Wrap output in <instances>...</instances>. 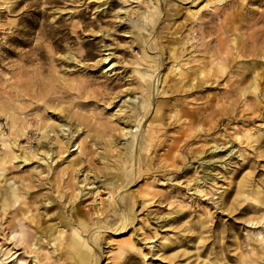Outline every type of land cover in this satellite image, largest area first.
Instances as JSON below:
<instances>
[{
	"label": "rangeland",
	"instance_id": "rangeland-1",
	"mask_svg": "<svg viewBox=\"0 0 264 264\" xmlns=\"http://www.w3.org/2000/svg\"><path fill=\"white\" fill-rule=\"evenodd\" d=\"M192 1L176 2L171 7H166L162 0L163 15L167 8L177 9L178 16L164 22L162 16L157 28L165 31L155 35L157 49L163 50V58H169L168 64L160 69L161 75L163 72L173 75L169 67L172 66L176 52L209 56L214 48L219 49L222 60L227 63L228 73L226 71L219 86H213L212 89L203 91L195 89L188 92L189 95L182 91L175 92L172 96V101L193 99V103L198 102L204 111L207 108L206 115L198 116L192 123L190 119L185 121L183 116H174V112L168 106L167 116L156 122L163 133L154 148L158 152L140 150L139 144L135 146L136 158L141 157L142 169L148 167L153 155L158 158L153 168L145 170L139 180L127 186L126 192L137 193L150 182L159 195L152 203L143 207L142 211L141 197L137 201L141 206L138 207V216L133 225L128 227L125 234L119 236L113 235L111 230L104 231L106 237L102 243L108 250L109 245L116 248L120 240L128 239L130 235L135 234L141 239L153 235L155 241L144 246L148 250L149 246L157 244L155 246L157 253L155 255L150 253L151 257L147 259L138 258L141 264H247V260L251 258L257 259V264H264V254L261 257L263 250L260 243L255 240L264 236L262 201L264 194L261 200L257 201L255 197L258 194L254 191L255 188L264 191V100L259 103L255 95L247 93L245 97L251 106L250 108L242 106L241 98L235 89L238 86H248L256 78L259 91L264 93V0H222L217 3H213L217 0ZM14 2L7 4L0 0V101L7 102L11 93L15 89H22L25 83L32 91L34 88L42 90L49 87L56 91L61 88V81L64 79L73 81L76 86L82 82L83 86L79 90L82 96L77 97L74 94L73 96L75 103L89 104L87 108L83 106L85 107L83 115L92 122L107 121L117 126V118L112 116V113L120 108L121 102L117 98L108 107L107 98L115 92L122 91L123 98L137 97V101L141 99L135 69L142 67L145 69L146 63L143 61L142 48L134 42L135 37L128 29L135 23V19L139 18L141 11L146 10L147 1L14 0ZM205 3H209L208 6L203 7L200 13L195 15V10ZM128 16L133 20H127L125 17ZM33 21H37V24L31 35L34 37L32 43L28 45L24 41H19L16 46L18 52H12V37L21 35L22 30L30 28ZM234 32L238 34L237 43L232 41ZM202 42L204 43L201 44ZM58 45L64 49H58ZM36 46L45 49L47 55L41 57ZM24 50H30L31 56L19 53ZM69 51L74 54L76 61L69 59L63 61V56ZM107 54L110 57L106 63H103L104 61L98 63ZM65 62L71 63V66L65 65ZM52 73L58 78L55 82L52 80ZM100 84L102 86H99ZM228 84H232L233 87L227 86ZM229 89L230 97L221 99L220 94ZM127 91L129 95H126ZM156 92L157 90L155 94ZM216 93L217 98L214 97ZM57 95L64 94L58 92ZM255 106L257 108L253 110ZM90 108L95 109L94 112L87 113ZM151 117L150 115L146 118L142 125L143 130ZM27 119L31 120L34 126L30 128L29 136L23 138L22 144L29 146L28 141H32L34 147L29 150L36 149L41 136V131L36 128L38 118L29 116ZM198 122L203 126L201 131H197L196 127L189 129L190 125H196ZM0 123L3 133L0 137V155H4L9 149L3 142L9 133V118L1 115ZM83 126L80 133L76 132V136H82L86 132L87 126ZM247 128L262 134L261 140L253 142V146L242 139L244 138L242 133ZM237 133H240L241 139H234ZM128 136H122L118 140L124 143ZM228 139L235 141L233 144L227 143ZM215 142L219 146L217 149L213 148ZM240 145L242 147L249 145V149H245L248 153L246 158L237 152ZM75 147L77 145L73 146ZM232 147L234 150L231 152ZM95 150L96 147H93V152ZM78 151L75 152L78 154ZM37 163L34 161L33 165ZM41 164L33 172L32 168L20 164L21 166L12 168L7 173L24 175L33 181L34 185L30 189L33 195L31 205L33 211L38 213L40 227L52 226L56 227L57 231L66 230L67 228L62 225L61 212L67 211V208L65 210L60 203V200L64 203V198L60 200L57 198L56 186L52 182L54 175L52 171L49 175L48 171H43L45 164ZM65 164L67 162L60 164L56 170L59 171ZM136 168L138 170V161ZM106 171V167L99 159L90 158L82 164L77 181L80 182H78L80 186L84 183L81 182L83 178L86 181H93L88 183L87 187L101 185L106 177ZM242 181L247 184L246 191L238 193V186ZM12 182L13 180H9L5 184L0 180V187L6 188ZM73 188L71 186L67 191L70 192ZM222 193L224 198H228V202L220 206ZM100 196L97 197V201H93L96 194H87L76 200V203L82 200L86 209L91 207L96 209L100 206L99 201L102 199ZM177 207L184 208L179 217L173 220L164 219ZM4 211L5 209L1 207L0 214ZM10 214L3 220L0 218V246L2 245L0 264L2 260L4 264H35L33 254L26 253L21 244L18 250L13 248V233L7 224ZM206 216L209 219L208 226L204 227L201 237L197 232L196 239L183 241L182 228L187 226V222ZM116 217L117 214L113 213L110 220ZM133 228L137 231L133 232ZM166 237H172L175 242L165 252L159 251V245ZM190 238L188 236V240ZM178 239H182V242H178ZM186 246L190 253L181 254ZM5 249L8 250L7 255H3ZM250 249H253L254 253ZM178 252L181 255L175 257L173 254ZM198 253H201L199 258ZM168 255L174 259L161 260L163 256ZM106 261V254L103 253V259L99 264H106ZM113 262L137 264L136 260H128L125 255H115Z\"/></svg>",
	"mask_w": 264,
	"mask_h": 264
},
{
	"label": "bare ground",
	"instance_id": "bare-ground-1",
	"mask_svg": "<svg viewBox=\"0 0 264 264\" xmlns=\"http://www.w3.org/2000/svg\"><path fill=\"white\" fill-rule=\"evenodd\" d=\"M146 1L147 7L145 11H141V15L139 16L140 20L139 18L135 19V23L128 29V32L135 37L134 42L142 48L143 61L146 63L145 69L144 67L142 69H135L137 81H139L138 87L140 88L141 99L137 101V97L130 99L123 98L121 95L122 91L119 93L115 92L107 98L109 101L108 107L117 98L121 102L120 108L112 113V116H116L117 118V126L107 121L97 120L92 122L88 117L83 115L85 111V107L83 108V106L87 108L89 104L86 102L82 105L75 103V97L73 96V94L77 95V97L82 96L79 94V90L83 86L82 82L76 86L73 81L61 79L62 86L56 91L51 87L42 88V90L41 88H34L32 91L29 85L25 83L22 89H15L11 93L10 99L7 102L0 101V116L4 114L9 118V133L3 141L4 146L9 147V149L6 150L4 155H0V180L5 182V184L9 180H13L6 188L0 187V208L5 209L0 214V218L3 220L7 214L11 213L7 224L13 233V248L18 250V246L21 244L26 253L33 254L35 264H99L103 259V253L106 254V264H115L113 262L115 255H125L128 260L134 259L137 264H141L138 258L142 257L147 259L151 257L149 256L150 253H153V255L157 253V251L155 252V246L157 244H152L148 247V250L144 246L146 243H153L155 241L153 235L141 239L133 233L134 235H130V238L120 240L116 248L109 245L110 248L108 250L102 243L104 237H106L104 231L111 230L113 235L119 236L125 234L128 227L133 225L137 219L138 207L140 205L137 204V201L141 197L142 206L140 205V210L142 211L143 207L152 203L155 197L159 195V192L153 188V184L150 182H147L146 186L139 189L137 193L134 191L126 192L127 186L139 180L145 170L151 169V167L153 168L158 158V156L153 155L150 158L148 167L142 169L141 157L136 158L135 146L139 144L140 150L147 149L152 153L158 152L154 148L163 133L160 125L156 122L158 119L161 120L164 119V116H167L169 107L174 112V116H183L185 121L186 119H190L192 123L198 119V116H204L207 108L204 111L198 102L196 104L193 103V99L190 101L183 99L172 101V96H174L175 92L180 93L182 91L188 94V92L194 91L195 89L203 91L205 89H212L213 86H219L223 74L226 71L228 73V65L222 60V55L218 48H214L209 56L190 53H188L190 55H185L179 51L173 56L172 66L169 67L173 75L167 72H163L161 75L160 69L163 65L168 64L169 58H163V50L157 49L158 45L155 42V35H160L165 32L162 29H157L161 18L164 17L163 22L166 20L171 21L174 19L173 17L178 16V10L166 8V13L163 15L162 0ZM183 1L186 0H163L166 7H171L172 4ZM220 1L222 0H217L213 3ZM192 2L195 1L193 0ZM4 3L14 4L15 2L14 0H4ZM208 4H202V7L195 10V15L200 13L203 7L206 8ZM125 18L129 21L133 20L129 16ZM36 24L37 21H33L32 26L28 29L24 28L21 35L12 37V52H18L16 46L19 41H24L28 45L32 43L34 37H31V35L34 32L33 28ZM39 33L41 34L42 32L40 31ZM152 33L154 34L152 35ZM234 33L235 35L232 41L237 43L238 34L236 32ZM151 35L153 36L152 38H150ZM188 38L191 39L190 37ZM178 42L174 41V43ZM36 49H38L37 53L41 57L47 55V51L42 49L41 46H36ZM58 49L64 48L58 45ZM19 53L25 56H31L30 50L20 51ZM108 57H110L109 54L101 58L98 63L102 61L106 63L105 61ZM66 59L76 61L71 51L63 56V61H66ZM141 63L139 62V64ZM65 65L71 66V63L65 62ZM51 77L53 82L58 80L54 73L51 74ZM156 80L157 83H155ZM225 80L227 81V78ZM99 86L102 85L100 84ZM227 86L233 87L232 84H228ZM235 89L241 98L242 106H248L249 108L251 106L245 97L247 93L255 95L259 103L264 100V93L259 91L256 78L248 86H238ZM156 90L157 92L155 94ZM230 90H226L224 94H220V98L230 97L228 95ZM58 92L64 95L58 96ZM53 94L54 96H52ZM126 95H129V91H127ZM217 96L216 93L214 97L217 98ZM77 106L78 108H76ZM255 108L257 107H253V110ZM94 110L90 108L86 112L90 113L92 111L94 112ZM150 115L152 117L143 130L142 125ZM29 116L38 118L36 119V128L41 131L37 148L31 150L29 148L34 147L32 141H28L30 143L29 146L22 144L23 138L29 136L30 128L34 126H32V121L27 119ZM1 125L2 123H0V137L3 136ZM83 125L87 126L86 132L82 136H76V132L80 133L81 126ZM99 126L102 127L98 128ZM194 127H196L197 131H201L203 128L199 122L196 125H190L189 129L192 130ZM83 129H85L84 126ZM239 134L237 133L234 139H241L242 136H239ZM127 135L129 136L124 143L118 140L120 137H126ZM242 135L244 136L242 138L243 141L248 142L251 146L254 145L253 142H259L262 137L261 133L253 132L251 128L244 130ZM234 141L233 139H228L227 143L233 144ZM74 145H77V147L73 148ZM93 147H96L95 152H93ZM218 147L215 142L213 148L217 149ZM245 149L248 150L249 145L243 147L240 145L237 151L244 158L248 155ZM233 150L234 147L230 151L232 152ZM75 151H78V154ZM112 152H116V154ZM93 157L99 159L106 167V177L102 180L101 185L95 187H87V184L93 183V181H86L83 178L81 182L84 183L80 186L77 177L82 169V164ZM59 159H65L63 163L67 162V164L57 171L56 168L60 164H63L61 163L62 160L59 161ZM34 161L38 163L33 165ZM137 161L138 170L136 168ZM41 163L45 164L43 171H48V175L52 171V175H54L52 182L56 186L57 198L59 200L64 198V203L61 200L60 203L65 210L67 208V211L61 212V217L64 220V222L62 220V225H64V228H67L66 230L60 229L57 231L56 227L53 228L52 226L40 227L38 213L33 211L31 205V197L33 195L30 189L34 185L33 181L30 177L24 175L7 173L12 168L21 166L20 164L32 168L33 172L34 169L42 165ZM71 186L74 188L70 192L67 191ZM246 186V182L242 181L238 186L239 189L237 192L244 193ZM87 188L90 189L87 190ZM254 191L258 194L255 197L256 200L260 201L264 191L258 188H255ZM87 194H96L93 201H97L99 195L102 196H100L102 199L100 198V206L98 208L93 209L91 207L86 209L82 204V200V202L79 201L76 203V200ZM223 195V193L220 194V206L226 205L228 202V198H224ZM262 201L264 202V199ZM183 210V207H177L172 209L166 218H161L173 220L179 217V214ZM113 213L117 214V217L110 220V216ZM208 216L187 222V226L182 228L183 241L196 239L195 235L197 232L199 233V237H201L204 227L208 226ZM3 224L1 223V225ZM135 231L137 229L133 228V232ZM188 236L191 237L190 240H188ZM255 240L261 245L263 250L262 257L264 254V236L257 237ZM177 241L182 242V239H178ZM174 242L175 240L172 237H166L159 245V251L165 252ZM48 245L51 246L48 247ZM1 248L2 245L0 246V250ZM250 251L254 253L253 249H250ZM189 253L188 246L181 252V254ZM7 254L8 250L5 249L3 255ZM181 254L178 252L173 255L176 257ZM199 257H201V253L197 254V258ZM165 258L168 260L174 259L168 255L163 256L161 260L164 261ZM244 260L246 261L245 258ZM256 260L254 258L248 259L247 264H257ZM2 264H4L3 260Z\"/></svg>",
	"mask_w": 264,
	"mask_h": 264
}]
</instances>
